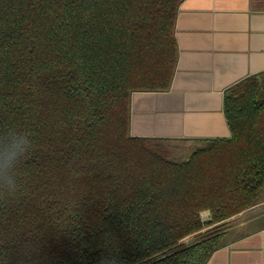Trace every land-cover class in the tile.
<instances>
[{"label": "trees", "instance_id": "obj_1", "mask_svg": "<svg viewBox=\"0 0 264 264\" xmlns=\"http://www.w3.org/2000/svg\"><path fill=\"white\" fill-rule=\"evenodd\" d=\"M183 1L0 0V136L31 142L0 193V264H206L223 243L204 227L254 204L264 72L226 89L231 136L187 160L130 133L132 93L170 87Z\"/></svg>", "mask_w": 264, "mask_h": 264}, {"label": "crops", "instance_id": "obj_2", "mask_svg": "<svg viewBox=\"0 0 264 264\" xmlns=\"http://www.w3.org/2000/svg\"><path fill=\"white\" fill-rule=\"evenodd\" d=\"M175 38L178 61L167 91L131 96L130 133L136 137L229 138L226 89L264 72V0H184ZM210 213L204 211L205 222ZM206 264H264V213L245 219Z\"/></svg>", "mask_w": 264, "mask_h": 264}, {"label": "rangeland", "instance_id": "obj_3", "mask_svg": "<svg viewBox=\"0 0 264 264\" xmlns=\"http://www.w3.org/2000/svg\"><path fill=\"white\" fill-rule=\"evenodd\" d=\"M164 144L167 148L168 157L170 159L179 160V161L187 160L197 147L203 145L199 142L186 141V140H172V141H167ZM263 213H264V188L258 195L253 205H251L244 211L230 217L229 219L221 223L212 224L210 226L204 227V229L201 231V234H206V232L213 231L215 230V228L220 229L222 235L220 236L219 242L224 243L225 241H228L237 233L243 231L244 228L243 229L241 228L240 231H238V228H236V226L240 222H242L245 219L260 216ZM209 221H211V216L205 222L207 223ZM198 237H199L198 233L192 234L182 239L180 243H183L185 245H190L195 241H197Z\"/></svg>", "mask_w": 264, "mask_h": 264}, {"label": "clouds", "instance_id": "obj_4", "mask_svg": "<svg viewBox=\"0 0 264 264\" xmlns=\"http://www.w3.org/2000/svg\"><path fill=\"white\" fill-rule=\"evenodd\" d=\"M31 147L24 133L10 131L0 136V193L14 192L18 188L16 169ZM100 264H116L115 258H102Z\"/></svg>", "mask_w": 264, "mask_h": 264}]
</instances>
